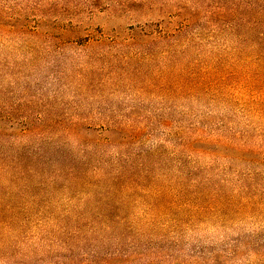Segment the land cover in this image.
Here are the masks:
<instances>
[{"label":"rangeland","instance_id":"obj_1","mask_svg":"<svg viewBox=\"0 0 264 264\" xmlns=\"http://www.w3.org/2000/svg\"><path fill=\"white\" fill-rule=\"evenodd\" d=\"M237 2L0 0V195L95 218L0 232V264H264V68L229 62L257 33L232 32Z\"/></svg>","mask_w":264,"mask_h":264},{"label":"trees","instance_id":"obj_2","mask_svg":"<svg viewBox=\"0 0 264 264\" xmlns=\"http://www.w3.org/2000/svg\"><path fill=\"white\" fill-rule=\"evenodd\" d=\"M227 12L232 15L233 24L231 30L233 33H237V27L241 25L252 32L257 31L254 39L250 40L253 43L252 46L241 50L242 57H232V60H229L230 64L240 66L255 65L264 68V0H238L237 3H233L228 8ZM247 39L249 38L247 37ZM72 173H74V169L71 170ZM39 186H42V183ZM29 198V201L24 200L22 197L16 200L15 197L10 195L8 197L0 195V232L2 236L5 233L21 231V229L25 231L32 226L41 228L50 222L59 221L62 224V221H68V219L73 220V227L70 226V223H65L62 224L60 230L65 232L81 231L83 227L91 229V224L95 222L94 217H89L84 213L76 212L70 214L65 212L66 209L54 211L52 207L57 202L52 197L41 200L39 195H33ZM34 205L36 206L35 209H33ZM75 234L76 232L72 236Z\"/></svg>","mask_w":264,"mask_h":264}]
</instances>
